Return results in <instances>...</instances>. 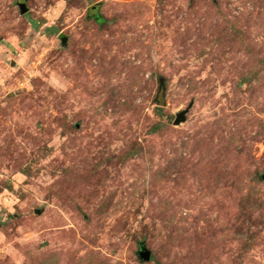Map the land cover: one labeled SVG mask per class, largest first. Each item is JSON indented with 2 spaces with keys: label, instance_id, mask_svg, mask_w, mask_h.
<instances>
[{
  "label": "rangeland",
  "instance_id": "374dc122",
  "mask_svg": "<svg viewBox=\"0 0 264 264\" xmlns=\"http://www.w3.org/2000/svg\"><path fill=\"white\" fill-rule=\"evenodd\" d=\"M0 264H264V0H0Z\"/></svg>",
  "mask_w": 264,
  "mask_h": 264
},
{
  "label": "water",
  "instance_id": "95a60500",
  "mask_svg": "<svg viewBox=\"0 0 264 264\" xmlns=\"http://www.w3.org/2000/svg\"><path fill=\"white\" fill-rule=\"evenodd\" d=\"M28 0H23V2H27ZM21 9H22V13H25L26 12V8H25V5H22L21 6ZM66 41V38H63L62 39V43H65ZM187 111H183L181 113H179L177 116H176V119L174 121V125L175 126H178L180 125L184 120H185V114H186ZM141 260L143 261H149L150 260V253L145 249V248H141L140 250V254H139Z\"/></svg>",
  "mask_w": 264,
  "mask_h": 264
},
{
  "label": "trees",
  "instance_id": "16d2710c",
  "mask_svg": "<svg viewBox=\"0 0 264 264\" xmlns=\"http://www.w3.org/2000/svg\"><path fill=\"white\" fill-rule=\"evenodd\" d=\"M98 21L100 22V21H101V19H100V18H98Z\"/></svg>",
  "mask_w": 264,
  "mask_h": 264
}]
</instances>
